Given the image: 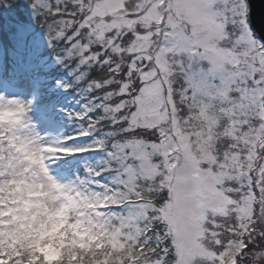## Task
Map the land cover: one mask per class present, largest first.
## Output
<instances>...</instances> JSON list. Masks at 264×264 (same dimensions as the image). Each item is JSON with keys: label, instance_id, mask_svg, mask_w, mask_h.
<instances>
[{"label": "snow or ice", "instance_id": "snow-or-ice-1", "mask_svg": "<svg viewBox=\"0 0 264 264\" xmlns=\"http://www.w3.org/2000/svg\"><path fill=\"white\" fill-rule=\"evenodd\" d=\"M0 264H264L248 0H0Z\"/></svg>", "mask_w": 264, "mask_h": 264}, {"label": "water", "instance_id": "water-1", "mask_svg": "<svg viewBox=\"0 0 264 264\" xmlns=\"http://www.w3.org/2000/svg\"><path fill=\"white\" fill-rule=\"evenodd\" d=\"M252 7V27L264 37V0H248Z\"/></svg>", "mask_w": 264, "mask_h": 264}]
</instances>
